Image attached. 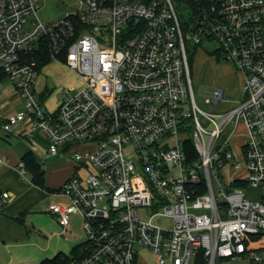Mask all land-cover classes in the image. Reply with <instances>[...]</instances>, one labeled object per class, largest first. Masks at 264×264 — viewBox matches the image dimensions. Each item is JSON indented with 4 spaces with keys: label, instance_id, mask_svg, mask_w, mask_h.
I'll list each match as a JSON object with an SVG mask.
<instances>
[{
    "label": "built area",
    "instance_id": "1",
    "mask_svg": "<svg viewBox=\"0 0 264 264\" xmlns=\"http://www.w3.org/2000/svg\"><path fill=\"white\" fill-rule=\"evenodd\" d=\"M38 1L0 0V73L23 102L0 132L39 134L47 154L93 168L75 172L58 190L68 203L48 209L60 235L82 219L86 241L62 264H147L139 251L154 264H264V0H79L56 22L39 19ZM187 40L216 43L243 75L228 111L197 107ZM44 51L82 83L52 114L34 89Z\"/></svg>",
    "mask_w": 264,
    "mask_h": 264
},
{
    "label": "crops",
    "instance_id": "2",
    "mask_svg": "<svg viewBox=\"0 0 264 264\" xmlns=\"http://www.w3.org/2000/svg\"><path fill=\"white\" fill-rule=\"evenodd\" d=\"M236 73L240 82L234 93H241L244 79L240 72ZM46 150L37 148L31 137L0 132V264H40L65 256L63 242L51 245L55 235L49 231L60 225L48 209L54 204L68 203L58 190L78 169L66 154L51 156ZM27 153L43 171L42 186L32 182V175L26 169L23 176L20 174L18 166ZM3 193H8L5 202H2ZM66 229L70 233L69 226ZM64 234L60 236L67 241Z\"/></svg>",
    "mask_w": 264,
    "mask_h": 264
},
{
    "label": "rangeland",
    "instance_id": "3",
    "mask_svg": "<svg viewBox=\"0 0 264 264\" xmlns=\"http://www.w3.org/2000/svg\"><path fill=\"white\" fill-rule=\"evenodd\" d=\"M79 0H39L38 17L45 22H56L63 19L68 13L73 12L74 5ZM63 4L67 7L66 13H60L58 6ZM185 20V17L182 18ZM188 54L190 57V73L192 78V88L194 92V99L197 107L206 114H217L228 111L233 102H239L242 94L234 93L235 88L239 86L240 77L236 73L233 64L217 57V45L214 42L205 41L200 45L194 46L190 40L186 42ZM34 88L37 95L43 101L44 107L50 114L54 113L65 97L63 92L68 89L79 91L82 88V83L78 81L76 75L63 67H58L53 63L45 65L41 72H39ZM223 90L224 100L219 106H214L208 102L211 93L216 90ZM240 91V88H237ZM23 102L15 93L12 81H0V125L10 115L15 112L21 111ZM217 120V119H215ZM201 126L207 131H211L213 126L210 123H204L202 115H199ZM245 137L244 128L239 125L237 128V136L233 137L235 142L242 140ZM32 142L37 148H47L49 141L44 139L38 134L32 135ZM44 170H46L44 168ZM93 168H83L78 170V174L83 176L92 173ZM224 178L230 179V175H234L228 165L223 169ZM246 195L252 198L259 196V192L249 189L245 191ZM69 231L64 234L67 241H64L60 236L62 227L57 226L49 231V234L55 236L51 240V245L56 242H63L65 246L64 255L69 256L72 248L79 246L86 241V235L83 231L82 219L79 215H72L69 223ZM67 226V227H68ZM66 227V228H67ZM140 259L147 264H154L155 257L143 251H139ZM215 264H251L250 262L243 261H230L217 259Z\"/></svg>",
    "mask_w": 264,
    "mask_h": 264
},
{
    "label": "trees",
    "instance_id": "4",
    "mask_svg": "<svg viewBox=\"0 0 264 264\" xmlns=\"http://www.w3.org/2000/svg\"><path fill=\"white\" fill-rule=\"evenodd\" d=\"M37 62V71L39 72L45 65H47L50 60L46 55V52L39 53L36 55ZM6 80V77L3 73H0V81ZM22 162L26 168V170L32 175V182L35 185L42 186L43 184V171L40 166L37 164L35 159L32 157L30 153L25 154L22 157ZM78 250V246L75 247L71 253H75ZM67 256H58L52 261H43L40 264H62L63 258L65 259ZM195 264H207L201 255L195 260Z\"/></svg>",
    "mask_w": 264,
    "mask_h": 264
},
{
    "label": "water",
    "instance_id": "5",
    "mask_svg": "<svg viewBox=\"0 0 264 264\" xmlns=\"http://www.w3.org/2000/svg\"><path fill=\"white\" fill-rule=\"evenodd\" d=\"M64 9H65V6H64V5H59V6H58V10H59V12H63Z\"/></svg>",
    "mask_w": 264,
    "mask_h": 264
}]
</instances>
